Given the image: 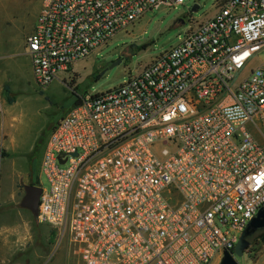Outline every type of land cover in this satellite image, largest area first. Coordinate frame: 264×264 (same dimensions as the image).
<instances>
[{
    "label": "built area",
    "instance_id": "built-area-1",
    "mask_svg": "<svg viewBox=\"0 0 264 264\" xmlns=\"http://www.w3.org/2000/svg\"><path fill=\"white\" fill-rule=\"evenodd\" d=\"M183 2L41 0L24 43L36 84ZM263 49L264 0H220L55 123L37 220L66 236L77 264H211L234 247L264 204V61L252 64Z\"/></svg>",
    "mask_w": 264,
    "mask_h": 264
},
{
    "label": "rangeland",
    "instance_id": "rangeland-1",
    "mask_svg": "<svg viewBox=\"0 0 264 264\" xmlns=\"http://www.w3.org/2000/svg\"><path fill=\"white\" fill-rule=\"evenodd\" d=\"M40 2L0 0V49L18 54L13 59L17 66L2 73L6 76L0 92V225L7 229L0 230V264L78 263L65 235L19 205L30 179L47 186L40 166L51 129L80 95L117 87L152 57L179 43L191 21L210 16L220 0H184L176 8L148 11L107 45L74 63L71 73L60 74L43 89L36 84L24 53ZM193 7L198 8L193 11ZM262 61L264 49L252 64ZM249 127L254 131L252 124ZM255 135L261 142V136ZM238 262L264 264V245L254 241Z\"/></svg>",
    "mask_w": 264,
    "mask_h": 264
},
{
    "label": "water",
    "instance_id": "water-1",
    "mask_svg": "<svg viewBox=\"0 0 264 264\" xmlns=\"http://www.w3.org/2000/svg\"><path fill=\"white\" fill-rule=\"evenodd\" d=\"M198 7H193L195 11ZM75 154V153H74ZM63 162V161H61ZM41 187L39 185L25 184L24 194L21 197L19 205L29 209L34 216L38 214L39 196ZM264 229V204L258 209L256 214L248 221L238 240L234 244L233 250L224 249L219 264H239L237 258L243 256L245 250L250 244V238L257 232Z\"/></svg>",
    "mask_w": 264,
    "mask_h": 264
},
{
    "label": "crops",
    "instance_id": "crops-1",
    "mask_svg": "<svg viewBox=\"0 0 264 264\" xmlns=\"http://www.w3.org/2000/svg\"><path fill=\"white\" fill-rule=\"evenodd\" d=\"M8 51L5 48L0 49V64L2 63V66H0V92H2V82L6 76L5 74H7L6 72L8 71V69L10 70V68L14 69L15 66H17V64H18L17 62L13 61V59H15V57H17L18 54L13 53V52H8ZM24 53H25V51H24ZM27 64H28V67H30L31 71H32V64H31V59L29 58V56H28V63ZM2 73H5V74L3 75ZM1 133H4V132L1 131ZM0 230H2V231L6 230L7 231L6 228L2 229L1 225H0Z\"/></svg>",
    "mask_w": 264,
    "mask_h": 264
},
{
    "label": "trees",
    "instance_id": "trees-1",
    "mask_svg": "<svg viewBox=\"0 0 264 264\" xmlns=\"http://www.w3.org/2000/svg\"><path fill=\"white\" fill-rule=\"evenodd\" d=\"M5 91L8 92L9 91V88L6 87L5 88ZM36 184H39V181L36 183ZM254 241H257L259 245H264V229L255 233L251 238H250V244L249 246L254 243ZM249 246L247 247V249L249 248ZM229 250H233V247L230 248ZM238 260V258H237Z\"/></svg>",
    "mask_w": 264,
    "mask_h": 264
},
{
    "label": "flooded vegetation",
    "instance_id": "flooded-vegetation-1",
    "mask_svg": "<svg viewBox=\"0 0 264 264\" xmlns=\"http://www.w3.org/2000/svg\"><path fill=\"white\" fill-rule=\"evenodd\" d=\"M36 179H30V181L27 183V184H33V185H36Z\"/></svg>",
    "mask_w": 264,
    "mask_h": 264
}]
</instances>
